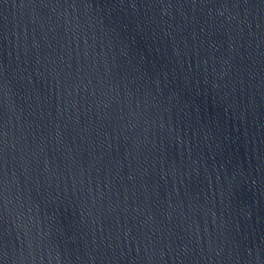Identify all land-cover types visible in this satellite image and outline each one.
Returning a JSON list of instances; mask_svg holds the SVG:
<instances>
[{
    "label": "water",
    "instance_id": "1",
    "mask_svg": "<svg viewBox=\"0 0 264 264\" xmlns=\"http://www.w3.org/2000/svg\"><path fill=\"white\" fill-rule=\"evenodd\" d=\"M0 264H264V0H0Z\"/></svg>",
    "mask_w": 264,
    "mask_h": 264
}]
</instances>
